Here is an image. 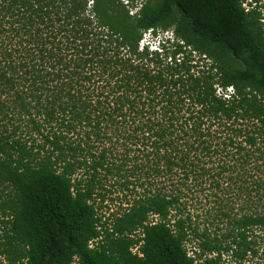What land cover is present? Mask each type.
Wrapping results in <instances>:
<instances>
[{
	"label": "trees",
	"instance_id": "16d2710c",
	"mask_svg": "<svg viewBox=\"0 0 264 264\" xmlns=\"http://www.w3.org/2000/svg\"><path fill=\"white\" fill-rule=\"evenodd\" d=\"M135 1L0 0V264H264V0Z\"/></svg>",
	"mask_w": 264,
	"mask_h": 264
},
{
	"label": "rangeland",
	"instance_id": "374dc122",
	"mask_svg": "<svg viewBox=\"0 0 264 264\" xmlns=\"http://www.w3.org/2000/svg\"><path fill=\"white\" fill-rule=\"evenodd\" d=\"M139 3H137V5L139 6ZM136 10V9H135ZM133 10V12L135 11ZM171 32L170 31H165V32H160L158 31V33L156 35H152L149 32H146L143 34V44H149V46L152 49H156V47H158V44H162L167 38L171 37ZM188 250H190L189 245H187ZM77 264V263H74Z\"/></svg>",
	"mask_w": 264,
	"mask_h": 264
},
{
	"label": "built area",
	"instance_id": "2783aa9c",
	"mask_svg": "<svg viewBox=\"0 0 264 264\" xmlns=\"http://www.w3.org/2000/svg\"><path fill=\"white\" fill-rule=\"evenodd\" d=\"M121 2L124 4V5H126V6H128L129 7V5L131 4V2H130V0H121ZM138 2H140V0H136L135 1V5H137V3ZM140 4V3H139ZM137 7H139L138 5H137ZM130 9V8H129ZM137 9V8H136ZM133 10H135V9H133ZM133 10H130V14H134L135 13V11L133 12ZM91 245V244H90ZM74 263H77V261L75 260L74 262H73V264Z\"/></svg>",
	"mask_w": 264,
	"mask_h": 264
}]
</instances>
